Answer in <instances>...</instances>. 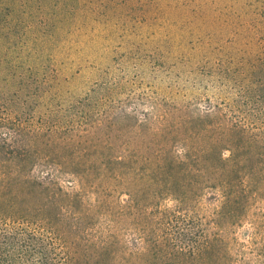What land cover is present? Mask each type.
<instances>
[{"label":"rangeland","instance_id":"374dc122","mask_svg":"<svg viewBox=\"0 0 264 264\" xmlns=\"http://www.w3.org/2000/svg\"><path fill=\"white\" fill-rule=\"evenodd\" d=\"M231 126L256 174L217 216L197 153ZM8 133L75 197L57 230L76 264H264V0H0ZM185 150L171 191L152 172Z\"/></svg>","mask_w":264,"mask_h":264},{"label":"trees","instance_id":"16d2710c","mask_svg":"<svg viewBox=\"0 0 264 264\" xmlns=\"http://www.w3.org/2000/svg\"><path fill=\"white\" fill-rule=\"evenodd\" d=\"M214 114L206 112L197 122L206 124L205 118ZM229 129V134H223L211 146L197 153V159L204 167L199 169L205 171L223 195L217 216L238 204L242 198L239 185L245 177L251 182L256 174L253 166L237 165L240 155L246 159V150L237 148L240 140L235 137V128L231 126ZM12 143L20 145L22 142L9 133L0 138V264H76L57 230L58 223L64 222L59 209L61 200L71 201L75 197L61 188L49 171L45 177L34 174L33 168L25 162L34 153L27 148L23 152L14 150ZM223 149L229 152L227 158H223ZM189 151L185 150L181 158L173 155L156 163V172H159L152 174L162 177L171 191H179V185L183 182L187 185L194 177L186 170L193 162ZM235 187L232 196L230 192ZM106 252V247L100 246L102 255L98 259L107 256Z\"/></svg>","mask_w":264,"mask_h":264}]
</instances>
